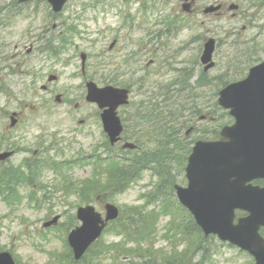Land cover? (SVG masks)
<instances>
[{
	"label": "rangeland",
	"instance_id": "obj_1",
	"mask_svg": "<svg viewBox=\"0 0 264 264\" xmlns=\"http://www.w3.org/2000/svg\"><path fill=\"white\" fill-rule=\"evenodd\" d=\"M152 1L142 0L143 5H147V7L159 6L161 16L159 20L166 21L167 25L175 22L183 26L181 20L188 21L184 27L192 30H183L178 35H172L169 39L172 44L169 46L174 51L173 60L179 61L182 69L186 66L193 69L194 76L201 71L200 66L194 61L195 55L201 50V44L198 45L196 42L204 39L206 35L208 37L213 36L217 40L223 39L222 48L220 50L217 48L218 51L215 55V61L218 62V65L210 71L211 74H217L218 72L236 74L242 72L244 68L243 74H247L249 67L252 65L239 61L247 59L249 54H256L254 59L257 58L260 62L264 60V29L258 30L249 25L253 20L249 16L257 13V5L261 6L264 0H242V2L241 0H203L197 4L198 6L192 13L193 15L190 16L183 12L180 0H156L155 4ZM232 2L239 4L241 2L244 8L248 10L242 19L234 20L231 18L232 12L230 11V13L227 8ZM220 3L228 5L225 6V12L228 13L220 16L204 13L207 6ZM140 4L138 0H71L64 8L62 16L59 17L53 15L52 7L44 1L20 5L19 0H0V85L2 83L7 88V91H0V149H4L9 144H13V146L16 144L17 148L20 145L19 148L21 149L18 150L17 157H22V159L29 157L33 160L35 159L34 152L37 149L36 144L38 141L40 142L43 138V141L46 139V144H48L53 140L52 135L54 132H56L58 140L61 137L59 130L64 132V140L70 139L71 129L80 128L81 125L78 120L81 118L88 120L87 125L83 127L86 131L91 129L97 139L102 137L100 111L96 106L85 103L86 81L91 77L99 85H104L110 80L109 69L117 70V64L120 66L116 60L108 64L110 58L107 57L108 51H106L110 39L116 36V32H109L107 28L118 29L121 26L118 25V20L125 22L124 19L119 18V13H124L125 18L126 15L132 14L130 23L133 20L135 22L141 21L140 16L144 15V21L148 22H144V33L143 31L141 33L140 29L139 31L133 29L134 38H132L134 44L137 41H143L144 44H147L146 29L151 26L152 19L150 17L154 12H150L149 9L151 8H144V11L147 12L141 14L142 12L139 11ZM112 5H115L114 8L111 7ZM259 15H261V12L257 17ZM62 20L65 25L60 30L59 23ZM54 24L57 25L56 28H53ZM242 24L249 25V28L239 33L242 31ZM126 25L128 26V24ZM123 30L125 34H128L127 38L129 40V27L126 29L123 26ZM193 30L199 33L194 43L191 42V38L195 34ZM49 39L52 41H49ZM128 40L127 45H130ZM61 41L65 48L61 44L59 49ZM229 41L238 44L241 50L249 48V51H241L242 56L239 57L241 59L236 57L237 60L232 61V68L223 59L220 61L226 51L225 43ZM183 43L188 44L189 49L181 51L180 48ZM32 46L33 51L29 52ZM52 51H60V55H54ZM80 52H86L89 57L91 54L93 55V57L88 58L89 71L85 76H82ZM228 53L230 54V51ZM147 58V62H149L152 57L147 55ZM69 59L71 62H68ZM170 65L168 62L162 65L159 68L158 75L155 74L158 68L157 64L149 67L148 71L151 74L146 73L147 80L152 83L158 78L163 81L172 78L173 70L170 73ZM94 69H96L95 74L92 73ZM228 71L231 72L228 73ZM48 74H57L60 78L51 85L47 80ZM101 77L107 78V81L101 80ZM195 80L194 77L191 82L193 83ZM132 82L127 81L132 87H140L141 89L144 87L140 85V81ZM44 84L50 85L48 91L52 94L44 92L42 89ZM201 91L209 90L208 88L199 89V93ZM62 92L69 93V95H66L68 101L57 105L58 103L55 102L54 97ZM144 92L145 89H142V92L137 89L134 101L142 100L145 95ZM210 93H212L210 94L212 98L205 99L202 104L204 113H206V101L207 107L209 103H212L214 107L220 109L216 103L217 97L214 96L213 92ZM150 100H153L152 97L143 102L142 109L150 106ZM76 104H79L78 108H75ZM130 110V108L126 109L125 114H128ZM14 111H22V121L16 127L9 128L10 116ZM215 114L218 118L221 117L220 112ZM215 114L213 112L208 114L207 116L214 117V121L207 119L206 122L200 123L202 126H197L189 139L193 141L200 137H214L216 135H213V133L216 134L215 131L218 132L222 124L231 123L232 121V118L229 119L226 115L216 121ZM7 127L10 129L8 136L11 139L9 140L1 136L2 133H6ZM46 132L49 135L43 137ZM176 138L182 140L180 133L176 135ZM83 139H85V144L95 145L91 136H86ZM66 143L64 141L63 145L65 146ZM154 146L155 144L149 140L147 144H140V151L156 157L162 170L166 167V171L172 176L171 184L182 181L185 176L182 170L184 162L181 160V156L175 154L172 159H169L160 153L161 151H152L151 148L153 149ZM133 155L135 154H129L127 159H130V156ZM69 156L73 158L72 155ZM111 170H116V167L113 166ZM105 176L102 178L95 175L93 164L92 167L85 165L82 168H73L69 163H64L63 170L57 178L58 187L56 190L53 189L50 193L39 190L34 194L32 191L21 189L22 198L18 195L11 198L15 202L13 205H9L0 198V251L11 252L17 264H72L66 258L71 248L67 242L65 243L59 238V234L66 237L67 233H62L63 230L68 229L70 233V230L81 224L76 217L77 203L82 201L79 194H77V189L80 190L81 188L82 191L92 197L99 196L101 195L99 193L112 185L109 180L104 181L108 179V172L105 173ZM76 178H80L79 184H74ZM148 179L149 173L146 172L145 178L137 184L147 182ZM100 180L104 183H99ZM45 182L42 181L41 183ZM115 192H107V202L122 208L126 207V210L144 204V201L139 200L138 187L134 186L123 192ZM98 198L100 200H95V206L99 211L105 213L106 201L103 200V196ZM59 214H61V219L58 224L44 227L46 221ZM168 222V216L160 214L156 222V241L154 245L150 244L154 259L158 263L162 261L168 263L173 261L174 258L181 261L184 257L182 248L188 245V242L176 244L165 235ZM116 227L114 223L111 224L98 246L91 247L90 253L84 257L82 264L146 263L144 257L133 259L132 256L120 254L119 251H124L125 248L128 250L132 246H144L146 248L147 245L144 242L133 244L129 237L125 238L121 233L116 234ZM192 242L193 239L190 240L189 244ZM209 245L212 249H209L208 253L205 250L201 255H195L192 259L193 253L191 251L193 247H191L190 254L184 258L186 264L253 263V258L249 257L248 254L240 253L237 249L223 244L215 238L209 242ZM144 250L143 253H145Z\"/></svg>",
	"mask_w": 264,
	"mask_h": 264
},
{
	"label": "water",
	"instance_id": "obj_2",
	"mask_svg": "<svg viewBox=\"0 0 264 264\" xmlns=\"http://www.w3.org/2000/svg\"><path fill=\"white\" fill-rule=\"evenodd\" d=\"M65 2V0H59L56 4H59V9H61L62 4ZM212 44L210 43L207 46V51L205 54L206 60L210 58V55L212 53ZM250 78V79H249ZM246 81H243L242 83L236 85L232 91L231 89H228L223 94V100L221 102L226 106H229L228 101L236 100L235 104V110L233 111L234 114L237 115L239 122L235 126H240V116L245 114L243 116V126H249L252 124L253 121V109L252 106L258 105L259 110L262 114H264V66H261L260 69L255 72L251 77H249ZM230 91V93H228ZM228 93V94H227ZM227 94V95H226ZM91 99L99 101L102 105L110 104V109L107 111L106 117L108 118V115L112 117V122L118 126V120L115 116L114 108L119 103L116 101L115 98H112L111 101H108L106 103H103V101L96 96V94L92 93ZM250 106V108H248ZM92 208H86L82 209L80 211L81 214H83V220L84 225L79 229L78 233H82L85 235V237L90 235V232H94L93 228L91 227V224L97 219L98 217L95 216L91 212ZM112 212V211H110ZM113 212L110 213V216H113ZM93 217V218H91ZM90 218V219H89ZM100 228L97 227L96 231L94 232V238L99 234ZM80 240V239H79ZM74 241V244L79 245L80 241ZM0 259H3L5 261V264H14L10 255L8 254H2L0 256Z\"/></svg>",
	"mask_w": 264,
	"mask_h": 264
},
{
	"label": "trees",
	"instance_id": "obj_3",
	"mask_svg": "<svg viewBox=\"0 0 264 264\" xmlns=\"http://www.w3.org/2000/svg\"><path fill=\"white\" fill-rule=\"evenodd\" d=\"M145 221H147L146 216H143L142 214L141 215H134L130 219H126L125 224H127V223L129 225L134 224V227L136 228V232L139 234V230H137V227L141 226L142 228L145 229V227H147V225H148V224L146 225ZM168 264H171V263H168ZM173 264H176V261Z\"/></svg>",
	"mask_w": 264,
	"mask_h": 264
},
{
	"label": "flooded vegetation",
	"instance_id": "obj_4",
	"mask_svg": "<svg viewBox=\"0 0 264 264\" xmlns=\"http://www.w3.org/2000/svg\"><path fill=\"white\" fill-rule=\"evenodd\" d=\"M197 3H198V2H196L194 5H195V6H198ZM194 5H193V6H194ZM222 13H223V12H221L220 14H222ZM217 14H219V13H217ZM242 29H243V30H246V29H247V25H246V24H243V25H242ZM141 54H142V53H140V56H141ZM44 89H46V90H45V93L47 92V93H49V94H52V92L48 91V90L50 89V88H48V86H46V88H44ZM20 116H21V113L18 112V117H20ZM19 121H20V119H19ZM6 129H7V131H5L6 133H2L1 136L9 140V139H11V137L8 136V131H9L10 129H9L8 127H7ZM6 147H7V148H6ZM6 147H5L4 149H0V152L10 151V150H15V151H17L16 148H13V145H8V146H6ZM15 154H16V153H15ZM15 154H14V155H15ZM14 155H13V156H14Z\"/></svg>",
	"mask_w": 264,
	"mask_h": 264
},
{
	"label": "bare ground",
	"instance_id": "obj_5",
	"mask_svg": "<svg viewBox=\"0 0 264 264\" xmlns=\"http://www.w3.org/2000/svg\"><path fill=\"white\" fill-rule=\"evenodd\" d=\"M230 119V117H228Z\"/></svg>",
	"mask_w": 264,
	"mask_h": 264
}]
</instances>
